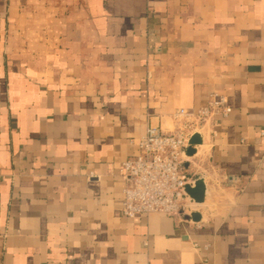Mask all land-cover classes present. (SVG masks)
Segmentation results:
<instances>
[{
  "label": "crops",
  "instance_id": "obj_1",
  "mask_svg": "<svg viewBox=\"0 0 264 264\" xmlns=\"http://www.w3.org/2000/svg\"><path fill=\"white\" fill-rule=\"evenodd\" d=\"M220 97L199 221L126 217L148 126ZM0 264H264V0H0Z\"/></svg>",
  "mask_w": 264,
  "mask_h": 264
},
{
  "label": "built area",
  "instance_id": "obj_2",
  "mask_svg": "<svg viewBox=\"0 0 264 264\" xmlns=\"http://www.w3.org/2000/svg\"><path fill=\"white\" fill-rule=\"evenodd\" d=\"M230 112L231 107L220 97L196 112L179 109L174 115L177 126L173 130L149 125L137 143V153L120 167L124 182L122 213L129 218L153 212L184 218L196 212L194 206L198 204L186 191L196 181L185 167L189 150L196 148L192 139L203 135L214 116Z\"/></svg>",
  "mask_w": 264,
  "mask_h": 264
},
{
  "label": "water",
  "instance_id": "obj_3",
  "mask_svg": "<svg viewBox=\"0 0 264 264\" xmlns=\"http://www.w3.org/2000/svg\"><path fill=\"white\" fill-rule=\"evenodd\" d=\"M198 143H199V136L195 135L192 139V144H198ZM194 152H195L194 149H190L189 155L193 154ZM186 191L197 204L203 202L206 194V188L202 179L196 180L194 186H187ZM184 218L187 220L199 221L200 214L198 212H194L191 215H184Z\"/></svg>",
  "mask_w": 264,
  "mask_h": 264
},
{
  "label": "rangeland",
  "instance_id": "obj_4",
  "mask_svg": "<svg viewBox=\"0 0 264 264\" xmlns=\"http://www.w3.org/2000/svg\"><path fill=\"white\" fill-rule=\"evenodd\" d=\"M192 175V174H191ZM193 176V175H192ZM194 177V176H193ZM195 178V177H194ZM196 179V178H195ZM198 208V206H194V209H197Z\"/></svg>",
  "mask_w": 264,
  "mask_h": 264
}]
</instances>
